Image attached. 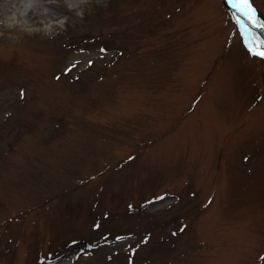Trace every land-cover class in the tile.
Wrapping results in <instances>:
<instances>
[{"label": "rangeland", "instance_id": "obj_1", "mask_svg": "<svg viewBox=\"0 0 264 264\" xmlns=\"http://www.w3.org/2000/svg\"><path fill=\"white\" fill-rule=\"evenodd\" d=\"M23 1L0 29V264H264V28L225 0H27L54 4L29 23Z\"/></svg>", "mask_w": 264, "mask_h": 264}, {"label": "bare ground", "instance_id": "obj_2", "mask_svg": "<svg viewBox=\"0 0 264 264\" xmlns=\"http://www.w3.org/2000/svg\"><path fill=\"white\" fill-rule=\"evenodd\" d=\"M15 3L16 0H6V3H3L2 6H0V29L5 31H12L15 29L13 25L14 20L17 19V7L15 6ZM20 6L26 8V14H24V17L28 23L35 21L37 18H42L43 15L51 17L54 13V4L52 3L46 2L39 5L35 1L28 3L27 0H24L23 4ZM8 15H10V23L7 18Z\"/></svg>", "mask_w": 264, "mask_h": 264}, {"label": "snow or ice", "instance_id": "obj_3", "mask_svg": "<svg viewBox=\"0 0 264 264\" xmlns=\"http://www.w3.org/2000/svg\"><path fill=\"white\" fill-rule=\"evenodd\" d=\"M233 7L242 12L254 27L264 28V24L258 22L255 16V10L253 9L249 0H234ZM246 46L248 47V50L251 54L260 58H264V41L250 43ZM72 67H75V65ZM68 71H71V68H69ZM21 95L23 96V93H21Z\"/></svg>", "mask_w": 264, "mask_h": 264}]
</instances>
